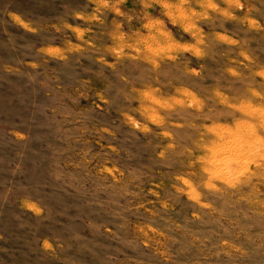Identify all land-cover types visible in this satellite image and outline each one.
I'll list each match as a JSON object with an SVG mask.
<instances>
[{
    "label": "rangeland",
    "instance_id": "obj_1",
    "mask_svg": "<svg viewBox=\"0 0 264 264\" xmlns=\"http://www.w3.org/2000/svg\"><path fill=\"white\" fill-rule=\"evenodd\" d=\"M0 264H264V0H0Z\"/></svg>",
    "mask_w": 264,
    "mask_h": 264
}]
</instances>
